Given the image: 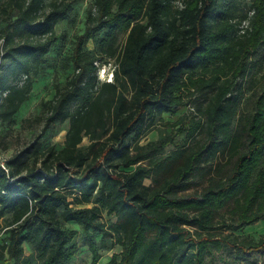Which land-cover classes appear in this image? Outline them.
<instances>
[{
	"label": "trees",
	"instance_id": "trees-1",
	"mask_svg": "<svg viewBox=\"0 0 264 264\" xmlns=\"http://www.w3.org/2000/svg\"><path fill=\"white\" fill-rule=\"evenodd\" d=\"M0 10V122L11 125L30 96L31 77L49 66L55 26L71 3L0 0ZM251 11L250 29L240 34L248 16L236 23L232 6L221 0H93L87 26L63 62L76 73L46 104L44 130L69 123L63 146L33 145L0 165V261L71 264L74 232L67 223L83 232L91 264L98 263L100 250L115 246L120 252L108 264H204L206 253L223 245L264 252V236L211 235L222 210L239 228L264 220V107L248 126L246 153H238L231 133L240 104L232 94L237 79L249 54L264 45V0H254ZM120 34L126 35L121 50ZM90 40L97 58L86 50ZM96 59L113 61L110 82L98 80ZM229 72L235 81L218 85ZM197 91L205 98L211 93L197 107L207 144L186 143L164 157L171 138L140 144L163 115L182 105L183 92ZM203 123L194 122L186 139ZM85 138L89 144L82 146ZM229 156H238L229 176L201 192L173 196L175 185L189 189L203 163ZM104 215L115 221L105 224Z\"/></svg>",
	"mask_w": 264,
	"mask_h": 264
},
{
	"label": "rangeland",
	"instance_id": "rangeland-1",
	"mask_svg": "<svg viewBox=\"0 0 264 264\" xmlns=\"http://www.w3.org/2000/svg\"><path fill=\"white\" fill-rule=\"evenodd\" d=\"M71 3V11L67 18L55 26L57 42L51 46L48 53L49 66L44 73L36 77H31L32 89L28 100L21 106L19 113L15 116L11 125L0 122V158L8 160L18 152L30 146H39L45 150L49 146L60 149L63 146L65 134L68 129V121L62 124H54L49 129L44 130L45 116L47 114L46 104L52 101L56 94V89L64 86L76 73L72 64L65 67L64 59L72 55L73 43L77 36H80L87 26L86 17L89 11L93 10V0H68ZM224 4L232 6L233 15L240 22L243 17L251 11L254 0H221ZM177 4V3H176ZM2 10H0V20H3ZM3 22L0 23V27ZM101 34L97 35L100 38ZM126 39L125 34H120L118 38V49L121 50ZM3 48V41L0 39V50ZM86 50L91 52L90 57L97 58V51L93 41H88ZM97 60V59H96ZM98 67L97 78L101 82L112 80L114 63L108 59H100L94 63ZM246 71L243 76L237 79V85L233 91V96H240V104L236 117L231 127V133L238 138V153L244 154L249 148L250 138L248 129L250 121L258 107H264V45L251 52L245 61ZM233 73L223 75L218 83L226 81L234 82ZM23 80V78H21ZM16 82L11 78L8 85ZM19 83V82H18ZM17 83V84H18ZM241 88V92L239 91ZM185 92V91H184ZM183 92L182 105L174 113L165 114L157 121L144 138L141 145L148 142L157 141L160 138H171L173 143L164 148L162 156H167L174 150L181 148L184 144L194 146L196 144H207L209 139L204 131L205 119L197 111V107L207 103L202 91H197L190 96ZM74 108V107H73ZM72 108V109H73ZM201 120L203 127L197 131L190 139H186V132L194 122ZM88 140L85 138L82 146H87ZM237 157L229 156L226 160L216 158L213 162L203 163L201 169L195 171L189 181V189L182 190L180 185L174 186L173 196L184 197L187 194L201 192L205 187L215 185L217 180L230 175ZM217 164H221L220 172L216 171ZM215 167L212 176H205L208 167ZM151 184L150 180L144 182ZM115 221L114 216L104 215L102 222L110 224ZM234 218L227 210L219 212L216 218L218 230L211 233L213 238H222L225 234H234L240 238L257 241L264 236V220L239 228ZM4 223L0 220V241L3 238ZM67 230L74 232L73 244L75 254L71 264H91V254L85 243V236L79 227L73 223L65 224ZM99 240V236H96ZM25 254L29 255L30 250L24 247ZM120 252V248L115 246L112 250H100V259L97 264H108L113 254ZM0 264H12L9 261H0ZM204 264H264V252H243L223 245L220 249H212L206 253Z\"/></svg>",
	"mask_w": 264,
	"mask_h": 264
},
{
	"label": "built area",
	"instance_id": "built-area-1",
	"mask_svg": "<svg viewBox=\"0 0 264 264\" xmlns=\"http://www.w3.org/2000/svg\"><path fill=\"white\" fill-rule=\"evenodd\" d=\"M252 15V11L248 13L247 19L243 20L239 26V33L243 34L246 29H250V17ZM0 165L3 167V159L0 158Z\"/></svg>",
	"mask_w": 264,
	"mask_h": 264
}]
</instances>
